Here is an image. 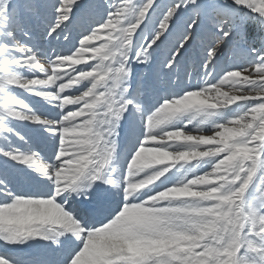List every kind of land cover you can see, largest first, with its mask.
<instances>
[{
	"label": "snow or ice",
	"instance_id": "6c2138e0",
	"mask_svg": "<svg viewBox=\"0 0 264 264\" xmlns=\"http://www.w3.org/2000/svg\"><path fill=\"white\" fill-rule=\"evenodd\" d=\"M0 264H264V0H0Z\"/></svg>",
	"mask_w": 264,
	"mask_h": 264
},
{
	"label": "rangeland",
	"instance_id": "374dc122",
	"mask_svg": "<svg viewBox=\"0 0 264 264\" xmlns=\"http://www.w3.org/2000/svg\"><path fill=\"white\" fill-rule=\"evenodd\" d=\"M26 251H28V250H26Z\"/></svg>",
	"mask_w": 264,
	"mask_h": 264
}]
</instances>
